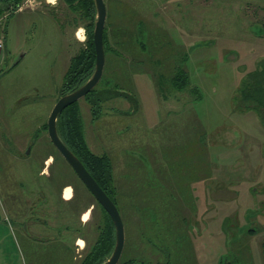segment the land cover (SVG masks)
I'll return each instance as SVG.
<instances>
[{
    "label": "rangeland",
    "instance_id": "obj_1",
    "mask_svg": "<svg viewBox=\"0 0 264 264\" xmlns=\"http://www.w3.org/2000/svg\"><path fill=\"white\" fill-rule=\"evenodd\" d=\"M104 2L99 113L83 97L77 106L88 146L113 163L125 230L117 264H264V108L245 98L264 72V0ZM9 13L0 17V212L11 234L0 226V264H79L101 211L46 121L86 20L63 0H22ZM183 66L191 85L175 91L169 78ZM179 184L190 197L177 196ZM22 211L39 239H18Z\"/></svg>",
    "mask_w": 264,
    "mask_h": 264
},
{
    "label": "trees",
    "instance_id": "obj_2",
    "mask_svg": "<svg viewBox=\"0 0 264 264\" xmlns=\"http://www.w3.org/2000/svg\"><path fill=\"white\" fill-rule=\"evenodd\" d=\"M63 1L70 11L76 13L79 18L86 20V39L83 48H81L70 61L69 67L67 68L63 77V83L59 88L58 97L75 90L84 82H86L92 75L95 67V53L92 37L96 17L94 0ZM21 2L22 0H0V17L3 15L4 11H9V14L15 12V10H17V8L21 5ZM103 43L104 51L106 53L109 46L105 26L103 30ZM160 76H158L155 85H158V90L161 91L162 87L160 82L163 80L160 79ZM251 79L252 85L250 86V95L245 96V98L252 99L264 108V72L261 71L252 75ZM169 80L173 90L175 91H183L185 88L191 85L188 72L184 66L176 67ZM115 89L120 92H125L122 89L120 90L119 87H115ZM191 90L194 96H196L193 98L198 99L200 97V90L194 89V87H192ZM99 92L102 91L99 90L97 92V86L95 85V87H93L91 91L83 97L91 103V113H95L94 116H97L99 113L97 112L98 109L96 108V104H94L98 101L97 95ZM125 93L126 95L131 94L129 92ZM94 100L96 101L94 102ZM132 105H136L137 107V101L132 100ZM56 128L63 143L80 159L85 168L112 199L119 210L118 189L114 184L113 163L111 157L105 152L96 154L88 146L84 135L83 122L79 114L77 101L66 106L58 114ZM162 169L166 170L167 168L163 167ZM95 202L101 211V221L100 224H98L99 232L95 242L91 247V250L84 255L79 264H99L105 261L110 256L115 244V229L113 223L106 211L98 204L96 200ZM126 262H129L126 264L131 263L130 259H128Z\"/></svg>",
    "mask_w": 264,
    "mask_h": 264
},
{
    "label": "water",
    "instance_id": "obj_3",
    "mask_svg": "<svg viewBox=\"0 0 264 264\" xmlns=\"http://www.w3.org/2000/svg\"><path fill=\"white\" fill-rule=\"evenodd\" d=\"M41 0H36V2ZM96 9V19L93 28V44L95 53V67L90 78L75 90L65 93L58 97L48 115L46 126L47 134L51 144L61 157L72 168L79 180L84 184L88 191L92 194L98 204L109 215L115 229V244L110 256L99 264H117L122 254L125 242L124 223L121 214L107 193L102 189L98 182L92 177L85 168L80 159L63 143L58 135L56 128V120L58 114L68 105L78 101L84 97L98 83L104 68L105 51L103 43V30L106 21V5L104 0H94ZM29 147L26 150V154Z\"/></svg>",
    "mask_w": 264,
    "mask_h": 264
},
{
    "label": "flooded vegetation",
    "instance_id": "obj_4",
    "mask_svg": "<svg viewBox=\"0 0 264 264\" xmlns=\"http://www.w3.org/2000/svg\"><path fill=\"white\" fill-rule=\"evenodd\" d=\"M82 183V182H81ZM83 184V183H82ZM83 186H84V184H83ZM66 187H68V186H66ZM65 187V188H66ZM70 187V189H71V193L73 194V191H72V187L71 186H69ZM85 187V186H84ZM65 188L63 189V192H62V195H61V192H60V195L61 196H63L64 195V190H65ZM86 188V187H85ZM86 190L88 191V189L86 188ZM89 192V191H88ZM90 193V192H89ZM72 194H71V197H72ZM90 195L92 196V194L90 193ZM93 197V196H92ZM62 198H64V197H62ZM65 199V198H64ZM66 200H68V199H66ZM45 201V200H44ZM91 208H93V206L91 207ZM85 212H88V217H89V211H85ZM84 212V213H85ZM83 213V214H84ZM22 216V217H21ZM25 215H24V211H22V214L20 215V217L22 218V221H21V224H20V233H19V235H20V237H21V239L22 240H24V241H27V242H29V239H39V236H37V235H34L33 233H32V230H31V227L33 228L34 226H38L39 224L37 223V224H35V223H30V219L29 218H27V217H24ZM78 218H79V216H78ZM82 219V218H81ZM45 226V225H44ZM61 234V232H59V235ZM52 239L51 240H53V236H50ZM36 239V240H37ZM62 240L60 239V242H61ZM76 244L77 245H79V243H78V241H76ZM84 244V243H83ZM79 247L80 248H82L83 246H80L79 245Z\"/></svg>",
    "mask_w": 264,
    "mask_h": 264
},
{
    "label": "crops",
    "instance_id": "obj_5",
    "mask_svg": "<svg viewBox=\"0 0 264 264\" xmlns=\"http://www.w3.org/2000/svg\"><path fill=\"white\" fill-rule=\"evenodd\" d=\"M4 43H5V38H4ZM1 51V50H0ZM234 133H232V132H229V134H228V136L230 135V136H234L233 135ZM185 186H187L186 188H183V187H181L180 186V184H179V186H178V188H177V192L179 191L180 192V194L179 193H177V196H184V197H190V195H191V193L193 192L192 190H191V186L189 187L187 184H184ZM184 190V191H183ZM183 191V192H182ZM3 221H4V218L2 217V214H1V212H0V226L2 225V229H3V233H5L4 235L5 236H10L9 234H11L10 232H11V227H9V226H5V225H3ZM33 228H36V229H38L39 228V226H34ZM14 233V232H13ZM17 233V232H16ZM19 237H20V235H18V239H19ZM61 242H63V244L64 245H62V247H61V249L62 250H65L66 248H70L71 250H72V244L74 245L75 243H74V241L72 242V243H70V244H68V243H64V241H61ZM2 243H3V238L2 237H0V247H1V251L3 250L2 249ZM83 246V245H82Z\"/></svg>",
    "mask_w": 264,
    "mask_h": 264
},
{
    "label": "bare ground",
    "instance_id": "obj_6",
    "mask_svg": "<svg viewBox=\"0 0 264 264\" xmlns=\"http://www.w3.org/2000/svg\"><path fill=\"white\" fill-rule=\"evenodd\" d=\"M53 1H54V0H47V2H53ZM76 36H77L78 38L82 39L81 28H79V29L77 30ZM71 194H72V193H71V189H70V187H69V186L66 187L65 190H64V195H63V197H64L65 199H70V198H71ZM87 218H88V212H85L84 214H82V220L87 221ZM78 243H79L80 246L83 245V241H82V240H81V242H78Z\"/></svg>",
    "mask_w": 264,
    "mask_h": 264
},
{
    "label": "built area",
    "instance_id": "obj_7",
    "mask_svg": "<svg viewBox=\"0 0 264 264\" xmlns=\"http://www.w3.org/2000/svg\"><path fill=\"white\" fill-rule=\"evenodd\" d=\"M33 1H34V0H33ZM3 46H4V43H3L2 38L0 37V50L3 48Z\"/></svg>",
    "mask_w": 264,
    "mask_h": 264
}]
</instances>
